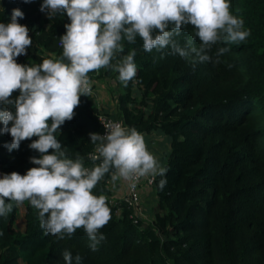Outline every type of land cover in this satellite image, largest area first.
<instances>
[{"label": "trees", "instance_id": "obj_1", "mask_svg": "<svg viewBox=\"0 0 264 264\" xmlns=\"http://www.w3.org/2000/svg\"><path fill=\"white\" fill-rule=\"evenodd\" d=\"M229 2L250 35L242 42L213 45L209 61L193 64L194 54L186 60L170 48L147 52L137 37L134 44L121 42V55L136 52V77L127 86L112 68L88 73L89 79L108 74L115 78L121 89L116 105L126 129H155L168 137L162 164L168 169L167 184L161 190V177L153 179L154 204L146 225L140 224L141 218L133 221L123 203L107 204L110 220L100 229L104 240L93 251L83 228L64 239L47 234L28 201L23 230L13 229L12 202L13 211L6 219L0 217V264H65V250L73 264L77 254L80 264H264V0ZM42 3L0 0V23L10 22L12 10L20 9L24 18L18 22L32 38L27 55L17 63L68 62L62 58L59 37L70 21L66 14L49 20L40 11ZM194 31L184 26L175 39L184 46ZM194 43L199 47L198 39ZM220 48L228 51L216 63ZM18 95L14 92L12 98ZM99 110L94 95L81 96L73 119L55 133L70 158L79 154L84 164L91 163L88 134L101 131ZM11 141L10 134L0 132V175H24L38 167L29 160L40 155L29 148L31 140L9 151L5 145ZM110 177L106 174L95 186L94 195L111 193L105 182Z\"/></svg>", "mask_w": 264, "mask_h": 264}, {"label": "clouds", "instance_id": "obj_2", "mask_svg": "<svg viewBox=\"0 0 264 264\" xmlns=\"http://www.w3.org/2000/svg\"><path fill=\"white\" fill-rule=\"evenodd\" d=\"M230 9L229 0H43L40 11L49 20L66 14L70 21L59 37L62 58L68 62L44 59L36 66L17 63L19 56L27 55L32 38L28 27L18 22L24 13L13 9L10 22L0 23V105L5 106L0 109L4 125L0 132L12 137L5 145L9 151L31 140L29 148L40 155L29 158L38 167L24 175L15 171L0 175V217L6 219L13 211L12 202L21 205L28 201L38 210L47 234L64 239L83 228L90 249L97 250L104 240L100 229L110 220V208L105 196L93 194L95 186L111 173L113 182L123 179L133 188L141 178L160 176L163 190L168 169L148 151L140 132L113 122L104 125V134H88L96 146L89 157L94 162L91 169L84 166L79 154L75 159L67 155L55 133L73 119L80 97L91 95L88 73L112 68L127 86L136 77V52L121 55V42L134 44L137 37L147 52L170 48L171 54L186 60L194 54L193 64L209 61L213 45L242 42L250 35L244 21ZM187 25L195 29L194 36L181 46L175 38ZM195 39L200 41L199 47ZM226 51L218 50L216 63ZM17 91L19 95L13 99ZM97 160L99 164H95ZM62 256L65 264H73L71 252L65 250ZM75 261L80 264L79 254Z\"/></svg>", "mask_w": 264, "mask_h": 264}, {"label": "rangeland", "instance_id": "obj_3", "mask_svg": "<svg viewBox=\"0 0 264 264\" xmlns=\"http://www.w3.org/2000/svg\"><path fill=\"white\" fill-rule=\"evenodd\" d=\"M90 80L92 82V86L94 90L96 91V96H97L96 101L100 100L101 103L109 104L110 107L114 109L115 112H117L118 108L116 105L115 98L117 96V93L121 89L119 85L117 84L115 78L108 74V75H102L99 77L91 76ZM141 134L144 137L148 151L151 152L157 158L159 164L162 166L165 160V156L169 150L168 137L164 133L158 130H155V129L149 132H142ZM106 185L109 186L110 184L106 183ZM148 190H149L148 188L143 189L140 195V200H141L140 204L142 208H144V213H142V215L140 216L142 220V222H140L141 225H146V223L150 220L151 208H152V205L154 204V198H152V195L150 194V192L148 194ZM121 192H119V194ZM115 196H118V195H115ZM142 199H146L149 201L147 204H145L143 203ZM13 203L15 206V211H14V220L12 222L11 227L15 230L22 231L23 225H24L23 214L25 211L26 201L21 205H16L15 202Z\"/></svg>", "mask_w": 264, "mask_h": 264}, {"label": "built area", "instance_id": "obj_4", "mask_svg": "<svg viewBox=\"0 0 264 264\" xmlns=\"http://www.w3.org/2000/svg\"><path fill=\"white\" fill-rule=\"evenodd\" d=\"M91 82V80H90ZM91 88L93 91V86H92V82H91ZM92 93V92H91ZM97 117V121L98 124L100 125L101 131L100 134H104L106 129L104 127V125L106 123L109 122H113V123H120L122 126L123 123L121 121V119H118L116 117L111 116L110 114L103 112L101 110H99L96 114ZM95 145H93L90 150L87 152V157L89 158L91 155H93L95 153ZM91 163L89 164H84V166L86 168L91 169L92 165H94V162L89 159ZM100 161L97 160L95 161V164H99ZM106 183L110 182V178L105 180ZM152 182L153 179L149 176V177H144L141 178L138 182H136L135 187H131L129 182L125 181V189L118 194V196H115L116 194H106L103 195L106 197V202L107 204H118V203H123V205L129 209L128 212V216L135 221L136 219L140 218V216L142 215V213H144V208H142L141 204H140V194H141V185H143V187L145 186L146 188L150 189V191L152 192ZM144 189V188H143ZM153 195V192H152Z\"/></svg>", "mask_w": 264, "mask_h": 264}, {"label": "crops", "instance_id": "obj_5", "mask_svg": "<svg viewBox=\"0 0 264 264\" xmlns=\"http://www.w3.org/2000/svg\"><path fill=\"white\" fill-rule=\"evenodd\" d=\"M91 94L94 95L95 100H96V99H97V98H96L97 96H96V91L94 90V88H93V91H92ZM99 103H101L100 100H97V101H96V106H97L99 109H102L103 111H105L106 113L110 114V115L113 116V117H116V118H118V119H121V118H120L119 111L115 112L114 109H112V108L110 107L109 104H104V103L99 104ZM108 184H110L109 187H110V190H111V194H116V195H118L119 192H121V191H123V190L125 189V181H124L123 179H119V180L113 182V181L111 180V177H110V182H109ZM140 188H141V191L143 190V188H144V189H147L145 186L143 187V185H141ZM149 190H150V189H149ZM149 190H148V194H149V192H150V194L152 195V192L149 191ZM140 195H141V194H140ZM142 197H143V196H142ZM152 198H153V195H152ZM152 198H151V199H152ZM142 201H143V203L147 204L149 200L142 199Z\"/></svg>", "mask_w": 264, "mask_h": 264}]
</instances>
